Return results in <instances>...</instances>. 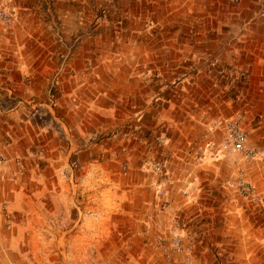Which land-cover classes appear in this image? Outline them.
<instances>
[{
  "label": "rangeland",
  "instance_id": "374dc122",
  "mask_svg": "<svg viewBox=\"0 0 264 264\" xmlns=\"http://www.w3.org/2000/svg\"><path fill=\"white\" fill-rule=\"evenodd\" d=\"M0 8L13 18L4 29L14 27L15 13L20 27H35L22 38L21 59L63 66L74 58L89 76L64 85L77 90L64 97L69 107L54 83L49 100L21 92L20 113L0 119V264H264V147L253 146L252 133L258 122L264 132V0H33ZM62 17L84 33L43 32L65 26ZM78 107L84 143H70L59 115ZM140 115L147 126L132 127ZM230 119L258 157L222 150ZM45 127L54 143H28L31 128ZM153 160L174 180L161 196ZM252 235L260 241L253 255Z\"/></svg>",
  "mask_w": 264,
  "mask_h": 264
},
{
  "label": "crops",
  "instance_id": "0c3cea01",
  "mask_svg": "<svg viewBox=\"0 0 264 264\" xmlns=\"http://www.w3.org/2000/svg\"><path fill=\"white\" fill-rule=\"evenodd\" d=\"M32 1L33 0H0V3H8L11 5L12 10H17L16 7L18 4L32 3ZM14 16V27L12 29H4L2 24H0V119L3 116H15L16 114L20 113L19 104L21 102L19 101V98L22 97L21 92H27L28 95L32 94L35 96L44 94L47 96L46 99L49 100L48 94L50 90H48V85L52 86V84L55 83L59 86L60 96L62 95L64 99V97L75 95L74 93L77 91L76 87L72 91H69L68 88L64 85L68 83L87 84L86 82L89 80V76H83V67L80 66L79 61L75 60L74 58H69L67 63L63 66L58 63L47 62H44L42 65H40L41 62L38 63L37 61L32 59H21V52L24 51L23 47L20 46L22 38L25 37V35H29L30 33H32L30 31L34 30L35 27L31 26L30 23H25L20 27L19 23L21 22L17 21L16 13L14 14ZM67 19L63 18L62 20L67 21ZM80 21L81 19L79 20V26L81 25ZM76 22L77 20L73 21L72 19H70L69 21H67V23H65V26L54 29L50 26H46L44 27L43 32L46 33V35H58L62 37L68 35L75 36L76 34L81 35L84 33L83 29L77 31V27H72V25L69 26V24L77 25ZM64 46H66V43L64 44ZM75 49L78 51L80 49V46L75 45ZM91 67L93 72H95L97 66L95 64H92ZM57 69H59V72L56 75V73H54V70ZM53 74H55V76H53ZM22 84H25V88H23V91H20ZM26 84L28 85L27 87ZM91 84L94 85L93 82H91ZM79 90L80 89L78 88V91ZM64 100L66 107H69L67 99ZM44 105L49 110V114L54 113V108L51 109V106L46 103ZM63 112L64 114L59 115V121L61 123V134L64 135L65 140L69 141L70 143H84L83 138L85 136V128L87 127H84L86 123L84 122L85 118L82 116L83 112L81 111V109L69 108L65 109V111ZM95 115H98V113H95ZM139 117V119L133 121L132 127H134V125L137 126V128H143L147 126L143 122V120H141V115ZM90 131L91 136H93L94 132L99 131V126L91 128ZM86 132L89 131L86 129ZM28 133L30 135L29 137H31V142L28 141V143H54L52 132L49 131L47 127H45L43 130L40 128H31ZM252 133L254 137L253 146L264 147V143H262L264 142V132L260 127L259 122L252 126ZM40 136H43V141H41ZM137 138H139L140 141V131L131 134V143H136L135 140ZM19 140L20 138L13 137L11 138L10 143H18ZM135 149V147H130L127 151V154L130 152H134ZM261 172V170H258L254 173L253 176L260 178L261 176L259 174H261ZM250 238L251 241L249 242V244L252 245L253 250L251 253L253 255L254 249L258 250L260 241L255 238L254 235H252ZM237 240H241V243L244 242L243 236H241L240 238L237 237ZM251 259H253V256L251 257Z\"/></svg>",
  "mask_w": 264,
  "mask_h": 264
},
{
  "label": "built area",
  "instance_id": "2783aa9c",
  "mask_svg": "<svg viewBox=\"0 0 264 264\" xmlns=\"http://www.w3.org/2000/svg\"><path fill=\"white\" fill-rule=\"evenodd\" d=\"M0 24L5 27H11L13 25V18L11 13L3 8H0ZM158 141L163 142L161 139ZM222 150L225 152H238L243 155L247 160L256 158L259 153L255 149H251L247 146V137L245 132L240 128V122L238 119H230L225 124V138L222 143ZM150 169L154 174L161 175L158 184L155 186V194L161 196L166 186H172L174 180L167 174L163 173L164 165L160 160H153L150 162ZM237 184L242 193L252 200L255 198L253 188L244 183L241 179L237 181Z\"/></svg>",
  "mask_w": 264,
  "mask_h": 264
}]
</instances>
